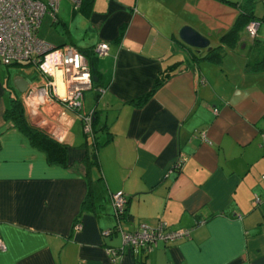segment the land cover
Here are the masks:
<instances>
[{
	"label": "crops",
	"instance_id": "crops-1",
	"mask_svg": "<svg viewBox=\"0 0 264 264\" xmlns=\"http://www.w3.org/2000/svg\"><path fill=\"white\" fill-rule=\"evenodd\" d=\"M83 2L71 11L63 3L56 22L45 17L38 29L52 45L89 55L80 110H92V136L74 111L49 113L65 164L47 162L4 117L23 93L13 78L28 86L36 71L0 64V264H115L105 247L120 250L116 264H264V66L245 69L254 47L245 27L232 49L220 43L251 7L264 56V0ZM183 25L206 35L209 49L223 47L219 60L190 59ZM98 42L105 55L92 53ZM117 191L127 199L123 231L144 221L188 236L147 253L122 245L119 233L102 236L115 223Z\"/></svg>",
	"mask_w": 264,
	"mask_h": 264
},
{
	"label": "built area",
	"instance_id": "built-area-1",
	"mask_svg": "<svg viewBox=\"0 0 264 264\" xmlns=\"http://www.w3.org/2000/svg\"><path fill=\"white\" fill-rule=\"evenodd\" d=\"M59 1L0 0V64L28 63V67L36 71L38 80L27 86L20 100L27 119L55 140L59 139L49 131L50 112L61 117L67 110L74 111L84 131L90 134L92 118V110H80L83 92L91 89L86 58L72 45L55 46L38 35L40 23L45 16L52 23L56 22ZM67 1L74 10L80 7L81 0ZM255 27V21L246 24L245 29L250 37L254 36ZM92 50L96 56L105 55L107 44L98 42ZM110 201L115 218L113 230L120 234L122 245L133 250L147 253L159 242L173 241L189 234L187 228L170 229L162 223L149 225L144 221H138L133 230L123 231L120 227V215L125 208L126 199L121 191H117L111 194ZM201 222L202 220H198L196 224ZM111 233V228L101 231L102 236H109ZM0 248H4L1 243ZM105 252L109 260L116 264L120 250L105 247Z\"/></svg>",
	"mask_w": 264,
	"mask_h": 264
},
{
	"label": "trees",
	"instance_id": "trees-1",
	"mask_svg": "<svg viewBox=\"0 0 264 264\" xmlns=\"http://www.w3.org/2000/svg\"><path fill=\"white\" fill-rule=\"evenodd\" d=\"M83 4L84 2L83 0H81V4L79 7L80 9L84 8ZM253 16L254 15L251 11V7L241 8L231 28L220 37L221 45H223L225 48L228 49H232L233 47H235L239 40L238 33L245 27V25L249 21L256 22V20L253 19L255 18ZM250 39L251 40L249 46H254V47L252 51H250V54L247 55L245 69L258 70L264 66L263 46H259V48L256 47L258 44L256 43V40H254V36L250 37ZM184 47L187 50L189 58L192 59L193 61L202 60V59L218 61L219 58L224 53V48L221 46L210 48L207 51H203V52L200 50L188 48L186 46ZM78 51H80L84 55V57L87 60L88 66H90L88 51L86 52V50L84 51L80 49H78ZM12 64H16V65L20 64L25 67H28V63H12ZM90 76L92 77L91 72H90ZM169 76H170L169 73H166L164 75L158 74L154 79L149 91L146 94L142 95L139 99H137V101H140L144 97L145 98L148 97ZM4 117L10 120L14 124V126H16L29 139L31 144H33L34 146H36L37 148H39L41 151L44 152L47 162L56 163V164H65V154H66L65 145L62 142H59L54 138H52L51 136H49L43 130L35 128L29 124L27 117L24 115V108L19 98L13 97L10 99L9 106L4 111ZM262 117L264 119V114ZM92 118H93V114H92ZM92 118L90 122L91 136H92L91 126L93 122ZM87 157H85L83 164H88L89 159ZM125 210L126 209L124 208L120 215L121 220L126 218ZM111 229L112 232H114L113 227H111Z\"/></svg>",
	"mask_w": 264,
	"mask_h": 264
},
{
	"label": "water",
	"instance_id": "water-1",
	"mask_svg": "<svg viewBox=\"0 0 264 264\" xmlns=\"http://www.w3.org/2000/svg\"><path fill=\"white\" fill-rule=\"evenodd\" d=\"M179 40L186 46L199 50L209 49V39L206 35L199 33L196 29L189 25H183L178 30ZM13 85L18 93H22L27 88V81L22 76L13 78ZM38 127L37 125H35Z\"/></svg>",
	"mask_w": 264,
	"mask_h": 264
},
{
	"label": "rangeland",
	"instance_id": "rangeland-1",
	"mask_svg": "<svg viewBox=\"0 0 264 264\" xmlns=\"http://www.w3.org/2000/svg\"><path fill=\"white\" fill-rule=\"evenodd\" d=\"M63 3H66V4H68L69 6V9H70V11H71V5H70V3L67 1V0H60L59 1V4H58V8L61 6V5H63ZM46 17V16H45ZM56 18H57V16H56ZM17 65H20V64H17ZM21 66V65H20Z\"/></svg>",
	"mask_w": 264,
	"mask_h": 264
}]
</instances>
